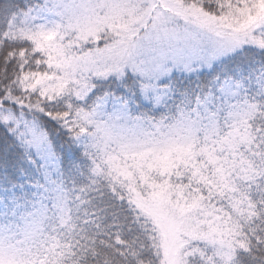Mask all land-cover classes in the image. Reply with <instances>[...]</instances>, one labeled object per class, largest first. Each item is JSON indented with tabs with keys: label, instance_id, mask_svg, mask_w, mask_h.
Here are the masks:
<instances>
[{
	"label": "snow or ice",
	"instance_id": "6c2138e0",
	"mask_svg": "<svg viewBox=\"0 0 264 264\" xmlns=\"http://www.w3.org/2000/svg\"><path fill=\"white\" fill-rule=\"evenodd\" d=\"M0 264H264V0H0Z\"/></svg>",
	"mask_w": 264,
	"mask_h": 264
}]
</instances>
